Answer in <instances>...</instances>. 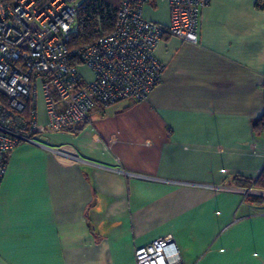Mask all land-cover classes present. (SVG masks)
Returning a JSON list of instances; mask_svg holds the SVG:
<instances>
[{
  "label": "crops",
  "instance_id": "crops-1",
  "mask_svg": "<svg viewBox=\"0 0 264 264\" xmlns=\"http://www.w3.org/2000/svg\"><path fill=\"white\" fill-rule=\"evenodd\" d=\"M142 17L167 25L169 0H145ZM155 55L162 77L145 101L97 104L49 131L39 87L36 123L42 141L173 182L20 143L4 155L0 264H134L136 248L165 235L183 264H264V0H210L197 42L165 34Z\"/></svg>",
  "mask_w": 264,
  "mask_h": 264
},
{
  "label": "built area",
  "instance_id": "built-area-1",
  "mask_svg": "<svg viewBox=\"0 0 264 264\" xmlns=\"http://www.w3.org/2000/svg\"><path fill=\"white\" fill-rule=\"evenodd\" d=\"M83 1L0 0V182L6 169L4 155L20 143L38 147L62 163L170 181L104 165L42 141L36 123V93L40 87L49 131L70 129L85 121L97 104L108 107L145 101L163 72L156 44L165 34L197 42L200 12L210 0H169L167 25L142 17L145 0H121L111 33L69 50L67 42ZM80 66L90 71V78L83 77ZM134 264L183 263L173 237L165 235L136 248Z\"/></svg>",
  "mask_w": 264,
  "mask_h": 264
},
{
  "label": "trees",
  "instance_id": "trees-1",
  "mask_svg": "<svg viewBox=\"0 0 264 264\" xmlns=\"http://www.w3.org/2000/svg\"><path fill=\"white\" fill-rule=\"evenodd\" d=\"M120 1L84 0L79 7L76 29L70 34L67 42L68 49H77L102 35L111 33L114 29L116 11ZM254 126L256 129L259 128V121L254 123ZM254 186L264 189V168L255 180Z\"/></svg>",
  "mask_w": 264,
  "mask_h": 264
}]
</instances>
